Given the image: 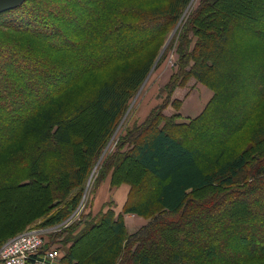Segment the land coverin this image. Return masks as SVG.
I'll list each match as a JSON object with an SVG mask.
<instances>
[{"label":"trees","instance_id":"1","mask_svg":"<svg viewBox=\"0 0 264 264\" xmlns=\"http://www.w3.org/2000/svg\"><path fill=\"white\" fill-rule=\"evenodd\" d=\"M192 1L25 0L0 13V193L57 178L42 183V207L1 235L0 246L35 220L42 229L76 210L179 22L168 47L177 56L168 101L118 135L98 166L95 194L105 189L106 200L94 197L79 219L44 233L41 250L74 264H152V250L163 264H264V0H199L183 17ZM107 68L113 74L100 76ZM190 78L212 92L201 112L187 120L160 112ZM178 100L170 104L179 108ZM129 158L144 172L138 183L120 170ZM118 190L120 207L111 196ZM128 214L145 224L129 232ZM178 224L188 227L175 238ZM153 232L160 236L151 245ZM237 235L256 246L237 244Z\"/></svg>","mask_w":264,"mask_h":264},{"label":"rangeland","instance_id":"2","mask_svg":"<svg viewBox=\"0 0 264 264\" xmlns=\"http://www.w3.org/2000/svg\"><path fill=\"white\" fill-rule=\"evenodd\" d=\"M199 0H193L190 7L187 8V10L183 13V17H185V13L188 11V9L194 8L198 4ZM204 16V15H202ZM179 22L177 25H175L167 34L164 40H162V46L161 50L158 51L156 54V57L154 58L153 66L145 78L144 82L141 84L140 88L136 92V94L131 99L128 108L123 115L122 119L117 125V128L109 140L108 144L104 148L103 152L98 158V161L96 162L95 166L92 168V171L85 183L84 191L82 194V198L79 202V205L82 203L83 210L82 212L77 215L76 217H67L62 222L49 226L47 228L55 227L53 230L49 231V233L58 232L61 229L67 227L70 225L73 221H76V219H79L80 215L84 213L85 209H87L90 201L94 200V197L98 195V193L95 194V188H94V179L97 175V171L99 170L100 164L102 163L103 159L106 157V155L112 151L115 147V143L117 140L118 135H120L122 132L125 131V129L131 128L135 123L141 122L144 117L146 116L145 112L148 110V108L152 107L153 105L160 104L163 100L168 101V96L166 94L165 85L170 78L171 74L176 71L175 64L177 62V56L174 53L173 49H168V47L173 44L174 39L176 41V30L179 27ZM219 29V24L217 22L212 23L208 30L209 35H215V33ZM100 76L103 77H109L110 74H113V70L111 69H105L98 71ZM212 95V92L207 89L202 84L198 83L197 81L193 79H189L187 83L183 86H177L174 88L173 93L169 99L167 107L160 108L159 111L164 113L166 116L172 115L173 113H180L179 120H187L188 118H193L196 115H198L201 110L204 108L208 100L210 99ZM177 101L179 99V108L174 107V105H171L170 102ZM36 101V99H34ZM174 101V102H175ZM29 105H31V100L28 99ZM33 105V103H32ZM145 115V116H144ZM133 160L129 158L126 160V162L123 164L122 168L120 170H126L129 172V174H135L133 179H136L135 182L138 183L139 179L142 175H144V172L137 169L135 165H133ZM130 163V164H129ZM129 164V165H128ZM99 166V167H98ZM133 176V175H132ZM57 178H49V177H42L39 178L38 181L34 180V184L32 186H29L27 188H22L18 190H9L6 192L0 193V236L4 235L10 228L15 227L18 223V221L22 218H27L30 214L34 215L37 213L38 209L42 207V200H41V187L42 183L44 181H47L48 184L52 185L54 181ZM38 182V187L37 183ZM36 183V184H35ZM41 186V187H40ZM48 189V188H47ZM46 189V191H47ZM142 191H146L144 186H141L139 188L138 194H140ZM99 196L103 198V192L99 191ZM207 193L204 192L200 194V196L204 199H207ZM107 195V193H106ZM238 196L234 197L237 198ZM102 198H98V200H102ZM110 198V196H108ZM111 199V198H110ZM213 198H209L208 202L210 203V200ZM205 201V200H204ZM219 201L218 203H220ZM204 203V204H205ZM223 203L220 204V206ZM78 205V206H79ZM206 205V204H205ZM211 205V204H210ZM219 208V207H218ZM217 207L207 209V214H214L219 211ZM203 215H199L197 217L192 218L191 221L195 220H201ZM133 218V217H132ZM40 219L35 220L32 222V224L28 225V227L24 230H29L31 228H36L40 224ZM170 224H176L174 220H171L169 222ZM183 224L179 225L177 229L172 231V236L177 238L179 235L181 236V229H183ZM184 227H188V225H185ZM102 230L98 231L99 234L103 236L105 233L103 231L106 230V226L101 228ZM104 229V230H103ZM23 230V231H24ZM22 231V232H23ZM161 234V233H160ZM159 234L157 232H153L151 234V237L149 238V241L152 244H155V242L159 239ZM249 236H252L249 234ZM240 237L237 235L236 243L240 244L241 239L248 244L252 245L254 247V240L251 237ZM87 238V236H86ZM103 237H101L102 239ZM100 239V241H101ZM84 240H80V245L83 243ZM47 240L45 238V244ZM88 244V243H86ZM45 246V245H44ZM240 246V245H239ZM256 246V245H255ZM258 246H260L258 244ZM155 250H152V264H163L165 261H163L160 258V253L153 252Z\"/></svg>","mask_w":264,"mask_h":264},{"label":"built area","instance_id":"3","mask_svg":"<svg viewBox=\"0 0 264 264\" xmlns=\"http://www.w3.org/2000/svg\"><path fill=\"white\" fill-rule=\"evenodd\" d=\"M82 210L81 203L70 217H76ZM56 227L31 228L8 238L0 246V264H74L63 262L57 249L41 250L45 244L44 233Z\"/></svg>","mask_w":264,"mask_h":264},{"label":"crops","instance_id":"4","mask_svg":"<svg viewBox=\"0 0 264 264\" xmlns=\"http://www.w3.org/2000/svg\"><path fill=\"white\" fill-rule=\"evenodd\" d=\"M99 191H102L103 192V198L101 196H99V194L96 196L97 198H102V202H104L106 199V191L105 189H101ZM112 197H114L115 199H117L116 201V204L118 205V207H120L122 205V203L124 202V196H125V191H115L112 193L111 195ZM133 217V218H132ZM125 219V225L128 229L129 232H134L136 229H138L139 227H141L143 224H145L146 222V219L144 218H140V217H137L133 214H128V215H125L124 217ZM61 253V252H60Z\"/></svg>","mask_w":264,"mask_h":264},{"label":"water","instance_id":"5","mask_svg":"<svg viewBox=\"0 0 264 264\" xmlns=\"http://www.w3.org/2000/svg\"><path fill=\"white\" fill-rule=\"evenodd\" d=\"M25 0H0V13L16 8Z\"/></svg>","mask_w":264,"mask_h":264}]
</instances>
